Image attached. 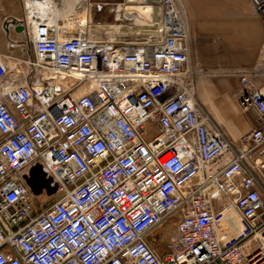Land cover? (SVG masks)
<instances>
[{
    "label": "built area",
    "instance_id": "2783aa9c",
    "mask_svg": "<svg viewBox=\"0 0 264 264\" xmlns=\"http://www.w3.org/2000/svg\"><path fill=\"white\" fill-rule=\"evenodd\" d=\"M21 3L36 59L14 70L0 55V264L263 263L264 85L240 78L256 124L235 148L195 98L176 0L132 42L54 21L61 0ZM248 4L264 19V0ZM35 164L62 193L39 212Z\"/></svg>",
    "mask_w": 264,
    "mask_h": 264
},
{
    "label": "rangeland",
    "instance_id": "374dc122",
    "mask_svg": "<svg viewBox=\"0 0 264 264\" xmlns=\"http://www.w3.org/2000/svg\"><path fill=\"white\" fill-rule=\"evenodd\" d=\"M103 1L106 4L101 13L105 12L107 17L100 16L101 13L97 12L90 14L91 9L81 12L75 5L71 12H65L59 17L64 19L66 16L64 24L75 30L82 29L97 39L132 42L158 35L143 30L137 21L139 18H146L137 5L154 4L156 1H136L122 6L119 12L114 10V5L123 2L125 4L124 0ZM176 3L186 32L188 70L193 76L196 100L235 148L248 147L249 141L246 137L251 128L242 123V117H239L242 115L254 119L255 113L251 108L240 104V78L245 75L255 86L264 85V19L251 13L248 0H176ZM126 7L129 8L128 12ZM31 11H34L33 6H29L27 10L21 0H4V7L0 9V29L6 30V34L9 30L18 34V37L6 38L8 46L5 54L11 58L10 65L14 70L18 66L16 57L23 66L26 60L36 59L31 41L24 31L25 25L28 28L30 23L21 22ZM67 13L71 15V20ZM83 17L88 21L87 26L81 27L79 20ZM51 185L55 187L54 192L48 193L43 189L34 197L37 212L62 199L57 184ZM177 219L178 214H175L163 220L157 227L167 232L165 239L174 233ZM256 244L258 245V237ZM162 245L159 243L157 248L161 250Z\"/></svg>",
    "mask_w": 264,
    "mask_h": 264
},
{
    "label": "crops",
    "instance_id": "0c3cea01",
    "mask_svg": "<svg viewBox=\"0 0 264 264\" xmlns=\"http://www.w3.org/2000/svg\"><path fill=\"white\" fill-rule=\"evenodd\" d=\"M126 3H125V5H128V4H132L131 2H133V1H136V0H124ZM124 3V2H123ZM123 3H116L114 6V10L116 11V12H119L120 10H121V8H122V6H124V4ZM4 7V0H0V9H2ZM88 7V8H87ZM92 7V5H88V6H86V8H85V10H87V12H88V10L90 11V9H91V11H90V14L92 13V12H97V13H101L102 11H97V10H95L94 9V7L93 8H91ZM132 8H135V7H132ZM42 10H45V7H43V8H41ZM42 10H40V11H42ZM127 10H129V8L127 9ZM132 10V9H131ZM65 12H69V11H65ZM65 12H63V13H61V14H57L58 13V9L57 8H55L54 10H52V17H53V20L54 21H56L57 20V18L59 17V16H63V14L65 13ZM54 13H56V15H54ZM89 14V15H90ZM118 15V14H117ZM100 16H103V17H107L108 15L104 12V14L103 13H101L100 14ZM139 17V16H138ZM85 20H87L88 21V19L85 17ZM137 20H140L141 22H147L148 21V18L146 17V18H139V19H137ZM86 21V22H87ZM147 24V23H146ZM80 26H81V24H79ZM117 27H118V25H117ZM148 27H150V26H148ZM148 27H146V28H148ZM146 28H143V29H146ZM18 37V34H17V32H13V31H8L7 32V34H6V30H4V29H0V55L4 58V60H5V62L8 64V66H10V68L12 67L11 65H10V63H11V58L8 56V54H5V51H6V47L8 46L7 45V41H6V38H8V37ZM15 60H16V65H18L17 66V69H19V68H22L23 67V65H22V62H21V60L20 59H18L17 57L15 58ZM12 69V68H11ZM242 117V123H245L247 126H250V128H252L254 125H255V116H254V119L253 118H251V117H245V116H240L239 118H241ZM260 193H261V195H262V197H263V199H264V179L262 180V183H261V187H260ZM262 237V239H264V234H263V236H261ZM256 241H257V238L256 237H252V238H250L246 243H245V246H246V248L247 249H249V250H251V249H253V248H255L256 246H257V244H256Z\"/></svg>",
    "mask_w": 264,
    "mask_h": 264
},
{
    "label": "bare ground",
    "instance_id": "6f19581e",
    "mask_svg": "<svg viewBox=\"0 0 264 264\" xmlns=\"http://www.w3.org/2000/svg\"><path fill=\"white\" fill-rule=\"evenodd\" d=\"M136 1H142V0H136ZM136 1H133L131 3L133 4ZM154 1H156L154 4L153 3H141V4L137 5L138 10L140 9L139 11L141 12V14L144 13L146 15V17L148 18V21L146 22L147 24L145 22H141L140 20H137V21L139 22L138 26H141L142 28H146V27L150 26V27L143 29V30L151 32V33H158L160 25H162V23H163V21H162L163 12H162L161 5L158 3L159 0H154ZM76 2L81 6V8H80L81 12L84 11L86 8L85 7L86 0H61V5L57 7L58 14H61L65 11L71 12L72 7L75 5ZM125 9L127 10L128 8L126 7ZM31 10H32V8H31ZM127 12H128V10H127ZM79 21L81 22L80 23L81 27L87 26V22H86L87 20H85V17L81 18ZM134 26H136V25H134ZM118 27H119V25H118ZM90 29H92V28H90ZM93 30H95V29H93ZM95 36H97V35H95ZM110 36H112V35H110Z\"/></svg>",
    "mask_w": 264,
    "mask_h": 264
},
{
    "label": "water",
    "instance_id": "95a60500",
    "mask_svg": "<svg viewBox=\"0 0 264 264\" xmlns=\"http://www.w3.org/2000/svg\"><path fill=\"white\" fill-rule=\"evenodd\" d=\"M25 180L35 195L41 193L43 189L48 193H52L55 190V187L51 185L52 179L46 177L39 164H35L31 167L29 175L25 177Z\"/></svg>",
    "mask_w": 264,
    "mask_h": 264
}]
</instances>
